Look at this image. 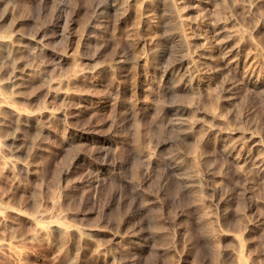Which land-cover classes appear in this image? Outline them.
<instances>
[{
	"label": "rangeland",
	"instance_id": "obj_1",
	"mask_svg": "<svg viewBox=\"0 0 264 264\" xmlns=\"http://www.w3.org/2000/svg\"><path fill=\"white\" fill-rule=\"evenodd\" d=\"M0 95V264H264V0H0Z\"/></svg>",
	"mask_w": 264,
	"mask_h": 264
},
{
	"label": "bare ground",
	"instance_id": "obj_2",
	"mask_svg": "<svg viewBox=\"0 0 264 264\" xmlns=\"http://www.w3.org/2000/svg\"><path fill=\"white\" fill-rule=\"evenodd\" d=\"M257 2V1H256ZM255 2V3H256ZM250 3H252V1H250L249 2V4ZM250 7V6H249ZM223 44H224V42H223ZM226 44V43H225ZM209 53H211V52H209ZM211 55V54H210ZM12 72H13V70H12ZM15 74V73H14ZM248 74V73H247ZM252 84H255L256 83V78H255V75H254V72L252 71V72H250L249 73V76L248 77H246ZM73 81V80H72ZM76 82H77V80H75ZM74 81V82H75ZM0 104H5V105H7V106H12V103L10 102V100L6 97V96H4V95H0ZM2 105V106H3ZM5 107V106H4ZM15 108V107H14ZM16 112H18V114H20V115H22L23 117H27L29 114L27 113V112H25V111H23V110H19V109H16ZM20 117V116H19ZM31 119V118H30ZM25 122H26V120H25ZM236 159H237V161H240L241 160V157L240 156H236L235 157ZM255 163V162H254ZM258 163V162H257ZM259 164V163H258ZM255 165V167L257 168V166H260V165H257V164H254ZM253 165V166H254ZM261 165H263V164H261ZM260 168H261V166H260ZM57 227V229H64V227H61V226H56ZM48 229V228H47ZM60 231V230H59ZM46 232V235H47V231H46V227H42V228H40V230H39V232L38 233H40V234H42V236H44L45 233ZM60 232H62V231H60ZM64 234H65V232H63ZM36 234V233H35ZM44 234V235H43ZM41 236V237H42ZM37 237V236H36ZM40 237V236H39ZM33 238H35V237H33ZM38 238V237H37ZM43 238V237H42ZM36 239V238H35Z\"/></svg>",
	"mask_w": 264,
	"mask_h": 264
}]
</instances>
